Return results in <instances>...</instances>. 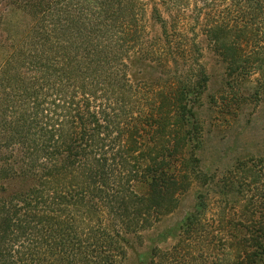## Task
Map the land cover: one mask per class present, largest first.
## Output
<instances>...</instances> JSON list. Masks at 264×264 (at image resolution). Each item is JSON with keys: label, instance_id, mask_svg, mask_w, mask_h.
<instances>
[{"label": "trees", "instance_id": "obj_1", "mask_svg": "<svg viewBox=\"0 0 264 264\" xmlns=\"http://www.w3.org/2000/svg\"><path fill=\"white\" fill-rule=\"evenodd\" d=\"M2 3L0 264H123L131 235L210 180L202 26L264 108V0ZM217 195L198 194L177 242L145 264H264V151L237 160Z\"/></svg>", "mask_w": 264, "mask_h": 264}, {"label": "rangeland", "instance_id": "obj_2", "mask_svg": "<svg viewBox=\"0 0 264 264\" xmlns=\"http://www.w3.org/2000/svg\"><path fill=\"white\" fill-rule=\"evenodd\" d=\"M149 4L159 0H143ZM158 27L151 25L154 35ZM200 43L208 79L201 98L196 103L200 126V147L197 155L200 166L210 178L208 185L198 181L179 196V205L153 227L139 235L130 236V247L123 264H145L152 248L162 250L172 247L178 239L179 225L194 210L197 196L206 193L215 205L217 191L234 170L239 159L260 156L264 151V108L251 98L256 85L254 77L231 78L226 72V62L210 43L206 27L200 28ZM0 44L7 45V4L0 5ZM141 65L132 68L139 76Z\"/></svg>", "mask_w": 264, "mask_h": 264}]
</instances>
